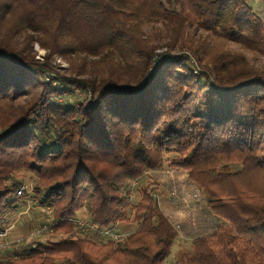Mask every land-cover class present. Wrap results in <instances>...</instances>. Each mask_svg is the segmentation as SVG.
<instances>
[{
  "label": "trees",
  "instance_id": "1",
  "mask_svg": "<svg viewBox=\"0 0 264 264\" xmlns=\"http://www.w3.org/2000/svg\"><path fill=\"white\" fill-rule=\"evenodd\" d=\"M245 50L264 57L247 0H0V229L27 203L51 224L0 264H165L174 225L149 184L129 194L164 165L216 221L174 264H264V66Z\"/></svg>",
  "mask_w": 264,
  "mask_h": 264
},
{
  "label": "rangeland",
  "instance_id": "2",
  "mask_svg": "<svg viewBox=\"0 0 264 264\" xmlns=\"http://www.w3.org/2000/svg\"><path fill=\"white\" fill-rule=\"evenodd\" d=\"M247 3L264 23V0H247ZM144 30L146 33L151 34L154 31L153 24L145 22ZM192 30L193 28H189L188 32L190 33ZM160 44L164 45V40H161ZM33 49L36 53V58L42 60L45 49L41 48L37 43H34ZM165 49L166 46L162 47L159 51L161 52ZM244 54L253 65L259 67L264 66L263 56L253 54L246 50ZM52 63L56 65L59 70L64 71H66L69 66L68 63L59 56H56ZM200 63L201 62H199V64ZM196 64H198L197 61ZM74 90V94L78 97L83 98L86 96L79 92L78 89ZM143 183L149 184V189L153 188L154 191L152 192L156 194L161 211L176 229L177 237L171 247L170 254L165 260V264H174L179 252L189 247L191 239L197 235L211 232L216 221L206 208L204 194L196 185L188 180L185 171L164 165L161 168L147 171L133 188L136 189L138 185ZM22 185L25 189L21 194L30 192V182L24 181L20 184V186ZM135 196L136 190L132 193V200H135ZM45 219L46 217H43L38 207L34 206L32 203L19 206L15 213L9 215L4 221L2 228L7 230L8 245L10 247V249L6 250V256L11 257L12 252L35 241L40 234L31 237L30 235L34 230L43 226L46 222ZM135 226H137L136 223H122L120 227L122 232L126 233L133 230ZM63 235L64 233L60 230L49 231L45 232V234L39 238V241L56 239ZM17 240L19 241L17 242Z\"/></svg>",
  "mask_w": 264,
  "mask_h": 264
},
{
  "label": "built area",
  "instance_id": "3",
  "mask_svg": "<svg viewBox=\"0 0 264 264\" xmlns=\"http://www.w3.org/2000/svg\"><path fill=\"white\" fill-rule=\"evenodd\" d=\"M190 61L193 63V64H196V61L191 57ZM196 70H194L195 72ZM136 184V182H133L132 183V186L129 190V194L130 196L132 195L133 193V186ZM25 187L22 185L20 186L18 189H17V194H21L22 191H24ZM50 210H48L49 212ZM45 223L43 224V226L41 228H37L36 230H34L30 237L33 236V235H37V234H40L43 230H46L47 228H49V226H51L50 223H48V217H46L45 219ZM75 226L80 229L82 232H90L92 230L95 229V226L86 221V220H82V219H76L75 220ZM101 233L110 237V238H113V239H120L122 236H123V233H118L116 231H114L113 229H104V230H101ZM19 240H17L18 242ZM9 242H8V239H7V230L6 229H2L0 230V254H1V251H4L5 248H7ZM31 246L34 247L35 246V242H31Z\"/></svg>",
  "mask_w": 264,
  "mask_h": 264
},
{
  "label": "crops",
  "instance_id": "4",
  "mask_svg": "<svg viewBox=\"0 0 264 264\" xmlns=\"http://www.w3.org/2000/svg\"><path fill=\"white\" fill-rule=\"evenodd\" d=\"M10 239H13V238H10Z\"/></svg>",
  "mask_w": 264,
  "mask_h": 264
}]
</instances>
